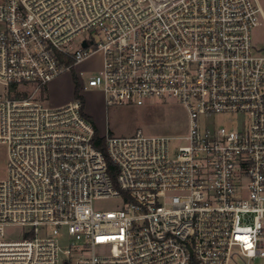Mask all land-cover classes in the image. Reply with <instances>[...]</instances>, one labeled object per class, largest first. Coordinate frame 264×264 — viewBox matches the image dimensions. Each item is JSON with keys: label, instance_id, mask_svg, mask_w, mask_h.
<instances>
[{"label": "built area", "instance_id": "1", "mask_svg": "<svg viewBox=\"0 0 264 264\" xmlns=\"http://www.w3.org/2000/svg\"><path fill=\"white\" fill-rule=\"evenodd\" d=\"M262 17L256 0H0V264L264 259ZM95 55L78 89L177 104L184 133L100 135L80 98L43 102Z\"/></svg>", "mask_w": 264, "mask_h": 264}, {"label": "rangeland", "instance_id": "2", "mask_svg": "<svg viewBox=\"0 0 264 264\" xmlns=\"http://www.w3.org/2000/svg\"><path fill=\"white\" fill-rule=\"evenodd\" d=\"M264 14V0H256ZM255 48L264 50V17L251 31ZM102 57L95 55L74 70L55 78L41 92L43 102L49 106H59L74 100L73 76L79 77L86 85L87 80L97 74L101 68ZM86 117L93 123L100 135L129 136L137 130L148 135L183 134L185 131L184 111L177 104L154 103L145 107L132 105L106 104L102 91L98 88L78 89ZM222 123V118H216ZM97 209H112L115 202L103 200L94 203ZM65 244V242H63ZM252 264H264L257 259Z\"/></svg>", "mask_w": 264, "mask_h": 264}, {"label": "trees", "instance_id": "3", "mask_svg": "<svg viewBox=\"0 0 264 264\" xmlns=\"http://www.w3.org/2000/svg\"><path fill=\"white\" fill-rule=\"evenodd\" d=\"M73 81H74V90H73V95H74V99L75 98H79L78 96V84H77V81H76V78L73 76ZM98 148L103 150L102 146L100 144H97ZM110 167H112L111 164H109Z\"/></svg>", "mask_w": 264, "mask_h": 264}]
</instances>
